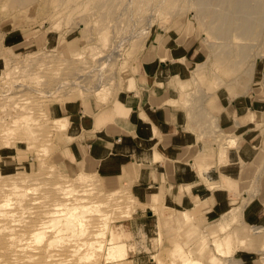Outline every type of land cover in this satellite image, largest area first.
<instances>
[{
  "label": "rangeland",
  "instance_id": "obj_1",
  "mask_svg": "<svg viewBox=\"0 0 264 264\" xmlns=\"http://www.w3.org/2000/svg\"><path fill=\"white\" fill-rule=\"evenodd\" d=\"M128 1H118L102 17L91 6V0H17L11 6L9 0H0V150L11 148L16 153L15 162L7 168H1L0 158V186L15 183L36 189L33 196L40 203L43 193L52 186L73 188L80 204L99 209L98 213L85 214L93 229L88 238L102 241L109 230L123 233L128 250L125 257L140 264H154L150 259L153 255L161 264H182L186 258L200 264H264V229L255 226L259 223L246 221L244 209H237L235 220H227L226 229L218 231V222L205 227L213 221L199 218L196 222L200 230H196L190 222L203 213L201 202L183 210L186 220L178 225L174 221L178 210L162 203L145 204L135 197L133 169L121 167L120 171L105 174V183L97 172L77 173L62 161L60 145L68 120L64 116L51 118L49 107L78 101L85 114L94 116L97 125L101 116L95 113L99 109L116 101L119 92L142 86L141 77L135 72L136 64L147 45L160 34L172 40L167 45L159 42L151 46L153 54L144 59L155 55L159 60L174 59L172 48L181 45L192 44L194 51L183 77L191 84L189 90L181 91L176 86L179 76L170 77L167 86L176 91L178 98H168L166 103L179 105L185 114L186 128L189 124L195 127L192 131L206 149L213 152L216 146L219 164H224L227 149L234 145L229 139L224 148L219 136L214 137L216 120L211 113L220 98L250 95L256 85L255 73L240 88L233 74L217 65L202 24L207 18L199 17L194 7H183L167 15L165 11L162 14L158 0ZM138 17H142L141 21ZM6 36H10L7 43ZM201 166L207 171V167ZM262 167V162L257 161L254 171L247 174L245 188L253 184L251 180L256 174L263 175ZM222 181L223 186L228 183ZM238 181L242 186L241 177ZM208 187L214 189L219 185ZM244 193L249 192L245 189ZM243 196L239 195L234 204ZM98 214L103 216L97 217ZM104 222L107 233L102 231ZM48 238L50 233L41 241L43 246ZM102 251L99 255H107L105 249Z\"/></svg>",
  "mask_w": 264,
  "mask_h": 264
},
{
  "label": "crops",
  "instance_id": "obj_2",
  "mask_svg": "<svg viewBox=\"0 0 264 264\" xmlns=\"http://www.w3.org/2000/svg\"><path fill=\"white\" fill-rule=\"evenodd\" d=\"M160 35L147 45L136 64L142 86L119 92L116 101L99 109L95 113L101 116L97 125L94 116L85 114L78 101L49 107L51 118L64 116L68 120L60 145L62 161L77 173L97 172L105 183V174L120 171L121 167L133 169L132 190L145 204L162 203L186 210L201 202L203 213L191 220L193 229L200 230L196 222L199 218L213 221L205 227L218 222V231L225 229L222 218L234 208L244 209L246 221L259 223L255 226L264 229V57L255 66L256 85L251 94L220 98L211 113L216 120L214 137L219 136L224 148L229 139L234 142L227 149L224 164H219L216 146L213 152L206 149L192 131L195 127L189 124L186 128L185 114L179 105L166 103L168 98H178L176 91L167 86L170 77L179 76L175 83L181 91L191 86L183 77L188 72L187 63L193 60V46L172 48L174 59L159 60L156 55L144 59L153 54L151 46L159 42L167 45L172 40ZM9 38L6 36V43ZM0 158L1 168H7L15 162L16 153L2 148ZM257 161L263 164V175L256 174L253 184L245 188L247 174L254 171ZM198 165L207 167L205 177L218 188L208 187L200 177ZM221 177L229 184L223 186ZM241 194L244 196L240 202L234 204Z\"/></svg>",
  "mask_w": 264,
  "mask_h": 264
},
{
  "label": "bare ground",
  "instance_id": "obj_3",
  "mask_svg": "<svg viewBox=\"0 0 264 264\" xmlns=\"http://www.w3.org/2000/svg\"><path fill=\"white\" fill-rule=\"evenodd\" d=\"M16 1L9 0L10 6ZM118 1L122 0H91V6L103 17L104 14L111 12V7ZM136 2L139 3V1ZM158 3L162 14L165 11L167 15H172L183 7H194L199 17L207 18V21L202 24L209 46L214 50L217 65L227 73L233 74L234 80L238 82L240 88L253 79L255 65L258 60L264 57V0H158ZM145 5L149 7L148 4ZM126 9L124 13H126ZM131 21L135 23L133 19ZM121 26L123 27V25ZM107 28L109 29V27ZM108 29L105 30L108 32ZM113 51L115 50L113 49ZM21 119L23 118L21 117ZM198 171L200 177L208 186L212 187L213 184L205 177L206 170L201 165H198ZM33 190L36 191V189L15 183L0 186V264H103L104 261L110 264L120 261H122L120 264H140L134 259L128 260L125 257L128 250L123 233L117 234L109 230L108 237H104L107 233L105 229L107 223L105 222L102 226L104 228L102 231L105 233L99 231L101 234L104 233L101 236L106 238L105 240L88 238L93 229L91 223L85 218V214L99 211V209L94 207L95 205L80 204V199L76 197L77 193L73 188L65 189L61 186H52L43 193L44 200L41 203L33 196ZM177 212L174 221L180 225L186 220V213L183 210ZM237 213V208H234L223 216L225 229L229 225L227 220L229 222L235 220ZM100 214L97 217L103 216ZM49 233L50 238L45 240L46 243L43 246L44 243L41 241L44 242V238ZM40 243H42L41 246ZM52 246L57 247L51 251ZM104 249L107 255L105 253L99 255ZM150 259L154 264H161L156 255ZM182 264H200V262L186 258Z\"/></svg>",
  "mask_w": 264,
  "mask_h": 264
}]
</instances>
